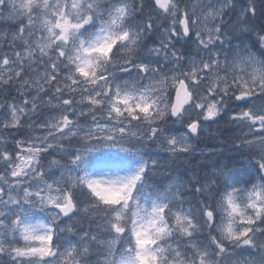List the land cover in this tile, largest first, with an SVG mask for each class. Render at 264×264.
Segmentation results:
<instances>
[{
    "label": "snow or ice",
    "instance_id": "6c2138e0",
    "mask_svg": "<svg viewBox=\"0 0 264 264\" xmlns=\"http://www.w3.org/2000/svg\"><path fill=\"white\" fill-rule=\"evenodd\" d=\"M0 24V127L29 130L0 143V264H264V0H0ZM222 116L237 155L194 163Z\"/></svg>",
    "mask_w": 264,
    "mask_h": 264
},
{
    "label": "rangeland",
    "instance_id": "374dc122",
    "mask_svg": "<svg viewBox=\"0 0 264 264\" xmlns=\"http://www.w3.org/2000/svg\"><path fill=\"white\" fill-rule=\"evenodd\" d=\"M193 3L196 2V0H192ZM159 23V21L157 22ZM0 26H2L0 28V32H5V31H9V29L4 26L3 24H0ZM163 33H160L159 35H162ZM183 43V41H181L179 44H177V48L180 50V51H184V52H191V53H194L193 55H195L196 53V47L195 45H185L183 48H181V44ZM194 51V52H192ZM18 94L16 92H12L11 96H9V93L8 92H3V91H0V105H4V104H11L12 103V98L16 97ZM6 97H8V99H5ZM50 109H44V112L45 114L49 111ZM53 111H55V109H52ZM0 111H3L2 108H0ZM2 119V118H0ZM224 125V130L222 131L221 134H219L217 131V127H216V123H212L210 124V126L205 130V132L200 136V139L197 141L198 144H201V146L203 147H206L207 146V142L205 141H210L212 142V144L214 145H220L221 143H223L222 141H219L220 138H219V135H222L223 137L221 139H225L226 137H236L237 135H239L240 133L235 129V126L232 125L230 122H229V118L228 116H222V119H220ZM220 123V121H219ZM220 123V124H221ZM2 127H0V143H2V140L4 138V135L2 134ZM10 130V129H9ZM20 134L21 135H27L28 134V128H27V125H25L24 128L20 129ZM216 134L215 136L213 134ZM65 142H68V141H65ZM196 142V143H197ZM233 154H229L227 155L228 156H232ZM222 160L224 162H227V160H225L223 157H222ZM241 166V165H240ZM238 166V167H240ZM237 167V166H236ZM244 179H247V177H245ZM250 187V185H249Z\"/></svg>",
    "mask_w": 264,
    "mask_h": 264
},
{
    "label": "trees",
    "instance_id": "16d2710c",
    "mask_svg": "<svg viewBox=\"0 0 264 264\" xmlns=\"http://www.w3.org/2000/svg\"><path fill=\"white\" fill-rule=\"evenodd\" d=\"M153 39H157V37H154ZM221 127V126H220ZM19 130H17V129H14V130H12V131H6L5 132V134H6V136L8 137V139H10L11 141H12V143H13V140H12V137L13 136H16V137H21L22 135H20L19 133ZM225 141H226V143H231V144H233V143H235V140L233 139V137H226L225 138ZM206 142V141H205ZM10 145V144H9ZM230 153V152H229ZM229 153H224V154H222V155H219L218 157H214V159H220V160H222V158H220V157H223L225 160H227V154H229ZM235 154L236 153H234L232 156H235ZM228 157H231V156H228ZM204 159V157L202 156L201 157V155H196V158H195V160H194V163H200L202 160ZM87 225H85V227H86Z\"/></svg>",
    "mask_w": 264,
    "mask_h": 264
}]
</instances>
